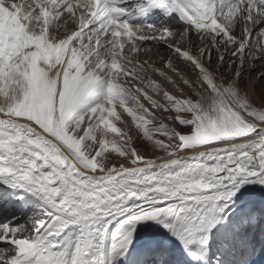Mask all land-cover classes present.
I'll return each mask as SVG.
<instances>
[{"label":"snow or ice","instance_id":"1","mask_svg":"<svg viewBox=\"0 0 264 264\" xmlns=\"http://www.w3.org/2000/svg\"><path fill=\"white\" fill-rule=\"evenodd\" d=\"M124 4L0 0V181L40 201L0 224V264H111L156 218L188 243L244 183L264 184V95L244 84L264 66V0ZM150 8L186 26L130 22Z\"/></svg>","mask_w":264,"mask_h":264},{"label":"rangeland","instance_id":"2","mask_svg":"<svg viewBox=\"0 0 264 264\" xmlns=\"http://www.w3.org/2000/svg\"><path fill=\"white\" fill-rule=\"evenodd\" d=\"M177 29H179V28H177ZM193 35H194V33H193ZM160 43L163 44V42L158 41V44H160ZM169 50L170 49H169L168 45H166V46L163 45L161 50H159L158 52L167 56ZM257 63H260V61H257ZM254 66L257 68L258 71L256 74H254L252 80H250L247 76L245 77L244 84L246 86H247L248 82L253 83L255 81V76L259 74L260 70H264V66H262V64H257ZM234 67L235 66H233V69L230 70V73H231V71H234ZM224 70H226V66L222 67V71H224ZM250 71H252L254 73L255 69H251ZM255 85L257 86V91H258V94L261 98V96L264 95V81L255 82ZM127 119L130 120V118H127ZM161 138H163V137H161ZM143 150L145 151L146 155H148L151 158H155V156L153 155L154 150H153L152 146L147 141H143ZM156 154L159 155L161 153L157 152ZM0 185H4V183L1 182ZM22 197H24V199H27L29 201V197L25 192H23L19 197H17V199H20ZM233 198L231 201L227 202V207L224 208L221 215H219V221L221 222V226H224V227L228 226V222L226 221L225 216L230 211L233 210V213H236V212H239L243 207H249V205H251V204H255V203L256 204H264V184L247 182L240 188L239 192H237L236 197H233ZM38 208H40V207L38 206V207L34 208L35 210H33V211L31 210L30 216H32L34 213H36V211L40 210ZM229 208H231V209L228 210ZM15 217L16 218L8 217L6 222L11 221L13 224H16L15 220L18 218V216H15ZM29 217L24 218L23 221H26ZM123 219H124V217L119 216V215L117 217L112 218L111 225L108 227V229H109V228H111V226H113L112 230H110V232H109L110 234L108 235L109 246H110L111 237L118 230L122 229V223L121 222ZM168 222H169L168 218H156V219H151L148 221L138 222L135 225V233L133 236V240H132V242L129 246V249H128V251L130 252L129 255L130 256H133L135 254L139 255L142 252L147 251L146 252L147 257H150L154 253V251H155L154 249H156L157 245L159 244L158 241H156L157 239L155 237L153 238V236L156 234L162 233L164 236L165 235L167 236L166 244H168L169 248L171 249L170 254H168L167 256L163 255V257H165L166 259L170 258L171 255H173L174 249H175V245L174 246L172 245L173 241L175 239V236L165 226ZM2 224H4V223H2ZM238 233H243V232L239 231ZM176 239H177V237H176ZM241 240H243V238H241ZM3 246H4L3 244H0V247H3ZM120 257L121 256H117L115 259L118 260V259H120ZM133 257H136V256H133ZM122 259L124 260V256H122ZM149 260L153 261V259H148V261ZM111 261H113V260H111ZM127 261H128V259L125 260V264H127ZM156 263L158 264L159 261H156Z\"/></svg>","mask_w":264,"mask_h":264},{"label":"bare ground","instance_id":"3","mask_svg":"<svg viewBox=\"0 0 264 264\" xmlns=\"http://www.w3.org/2000/svg\"><path fill=\"white\" fill-rule=\"evenodd\" d=\"M167 16H168V18L164 21L165 22V25H168V26H164V27H169V29H172V30H174V28L176 27V25H175V23H173V21H174V18H175V16H178V17H180L181 18V20H183L182 19V17H181V14L178 12V11H171V12H169L168 10H167ZM186 26V22H185V24H184V26L183 27H185ZM182 28V27H181ZM194 35H195V33H194ZM144 43V45L145 46H148V47H151V48H153L154 50H156V51H159L158 49H161L162 48V46L164 45H166L165 43H163V44H158V41H154V40H146V41H144L143 42ZM165 48V47H164ZM170 51V50H169ZM159 55H163V56H165L164 54H162V53H159ZM153 58H155V57H153ZM247 87H248V89H249V91H251L252 92V94H253V96L257 99V100H259L260 99V96H259V94H258V91H257V86L255 85V88L253 89V83L252 82H248L247 83ZM118 111H120V109L118 108L117 109ZM125 116H126V118H130V117H127V114L125 113ZM131 119V118H130ZM98 135H99V133H97ZM109 139H112V137H111V135L109 136ZM1 182H3V181H0V183ZM4 183V182H3ZM245 184V183H244ZM243 184V185H244ZM7 185H9V184H6V183H4V185H2L3 187H5V186H7ZM22 191H24V190H22ZM236 197V196H235ZM240 197V196H239ZM238 197V198H239ZM33 198H36L35 199V201L33 200H31V205H33V204H36V205H34V206H31V205H29V206H27V207H25V211H27V212H25V218H27V217H29L30 216V214H31V210L33 211V210H35L34 208L35 207H38L39 205H40V201L38 200V198L37 197H35V196H33L31 193H29V199H33ZM237 198V199H238ZM234 199V198H233ZM236 202V201H235ZM28 209H30V210H28ZM38 209H40V208H38ZM39 211V210H38ZM38 211H36V212H38ZM219 212V211H218ZM218 212H215V213H213L212 215L214 216V218H215V221L217 220V218H218ZM115 217H117V216H115ZM25 221H22L21 223H24ZM206 224H207V221H205L203 224H200V225H197V226H195V228H194V230H193V234H192V236H195V238H196V240H197V238L198 239H201L204 235H205V233L207 232V229H208V227H206ZM112 228H113V226H111V228H109L108 229V233H107V235H109L110 233V230H112ZM175 236V235H174ZM191 236V237H192ZM176 237L177 236H175V239H174V241H173V244L174 245H177V253H178V257L182 260V262H185V261H189V260H193V256H190L191 255V251L192 250H195V249H199V250H203V246H202V242H203V240H199V241H195V243L194 244H190L189 242L188 243H185V244H183L182 242H181V239L179 238V237H177V239H176ZM109 238V237H108ZM181 246H183L184 247V253H182V255L180 254V252H179V248L181 247ZM199 264H205L204 262H200Z\"/></svg>","mask_w":264,"mask_h":264},{"label":"water","instance_id":"4","mask_svg":"<svg viewBox=\"0 0 264 264\" xmlns=\"http://www.w3.org/2000/svg\"><path fill=\"white\" fill-rule=\"evenodd\" d=\"M158 237L160 238V241L163 242L164 239H163V236L162 235H158Z\"/></svg>","mask_w":264,"mask_h":264}]
</instances>
